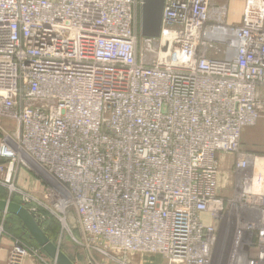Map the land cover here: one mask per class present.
I'll return each mask as SVG.
<instances>
[{
  "label": "built area",
  "instance_id": "2783aa9c",
  "mask_svg": "<svg viewBox=\"0 0 264 264\" xmlns=\"http://www.w3.org/2000/svg\"><path fill=\"white\" fill-rule=\"evenodd\" d=\"M142 7L0 0V186L20 193L21 168L38 178L44 201L24 205L63 231L75 217L88 264H212L221 225L220 264H264V184L250 189L242 141L264 120V0L236 25L212 0H165L159 37L141 34ZM11 241L5 264H56Z\"/></svg>",
  "mask_w": 264,
  "mask_h": 264
},
{
  "label": "rangeland",
  "instance_id": "374dc122",
  "mask_svg": "<svg viewBox=\"0 0 264 264\" xmlns=\"http://www.w3.org/2000/svg\"><path fill=\"white\" fill-rule=\"evenodd\" d=\"M212 5L214 8H226L228 10V6L226 5V3H223L219 0H212ZM242 141L247 147V148L245 147V149L255 154V156H257L258 159L264 158V120L259 121L258 124L254 127L246 128L243 133ZM233 166H234L233 159L223 158V161L221 163L219 188L224 195H227L230 198L235 197V191H236V187H235L236 179H235V172L233 170ZM22 172L26 173V179L21 180ZM12 182L18 189H20V193L11 195L6 187L0 186V189L3 190L2 192L0 191V195L5 196L6 198L5 200H10V201L17 200L18 203L25 206L27 203L24 200V194L34 193L33 195L38 197V199H41V201H44L45 196L43 195L42 185L39 179L36 178L27 169L21 168L16 179H14ZM29 206L35 209L42 216L47 217L43 221L44 226L49 228L51 222L54 223L55 226L54 232L56 231V236L54 240L56 244H60L61 250L65 252L73 260L74 264H88L87 251L84 248L77 246V244L74 241L75 240L74 238H76V240H81L83 238L82 232L77 227V222L75 217H71V222L69 223V228L71 231L69 232L68 231L69 229L66 228H64L63 231L62 226L57 219L58 216L55 217L53 214L44 210L43 206L40 204H32ZM219 228H220L221 237L219 238V244L216 247L217 249L216 248L214 249V258L212 264H217V263L220 264L219 261L221 259V253L225 251L224 248L226 245V237H227L228 229L223 227V225L219 226ZM18 230L19 228L17 226V223L14 222L12 218H10L8 215L1 214L0 215V247L2 246V242L4 239H8V240L17 239L21 241L22 239L17 235ZM218 257L219 260H217ZM6 258L7 255L5 256V261H4L5 263H6ZM151 261H153V263L149 262L147 264H174V263H169L167 260L162 259L161 257L151 258Z\"/></svg>",
  "mask_w": 264,
  "mask_h": 264
},
{
  "label": "water",
  "instance_id": "95a60500",
  "mask_svg": "<svg viewBox=\"0 0 264 264\" xmlns=\"http://www.w3.org/2000/svg\"><path fill=\"white\" fill-rule=\"evenodd\" d=\"M165 0H143L141 11V34L146 37H159ZM0 213L19 219L29 237L43 253L56 264H74L73 260L53 242L43 228L41 215L35 214L20 203L0 199Z\"/></svg>",
  "mask_w": 264,
  "mask_h": 264
},
{
  "label": "crops",
  "instance_id": "0c3cea01",
  "mask_svg": "<svg viewBox=\"0 0 264 264\" xmlns=\"http://www.w3.org/2000/svg\"><path fill=\"white\" fill-rule=\"evenodd\" d=\"M223 3H226L228 6L227 11V24L228 25H236L240 24L243 8L245 5V0H219ZM3 124H7L9 127H14V125L11 122L2 121ZM221 158H229L232 159L231 156L228 155H222ZM225 160V159H224ZM26 179V173H21V180ZM12 245V241L8 239H4L2 242V246L0 247V264H4L5 262V256L7 255V251L10 249ZM23 264H35L30 258H27L23 261Z\"/></svg>",
  "mask_w": 264,
  "mask_h": 264
},
{
  "label": "trees",
  "instance_id": "16d2710c",
  "mask_svg": "<svg viewBox=\"0 0 264 264\" xmlns=\"http://www.w3.org/2000/svg\"><path fill=\"white\" fill-rule=\"evenodd\" d=\"M0 191L2 192L3 190L0 189ZM0 199H6V198H5V196L0 195ZM13 201L18 203L17 200H13ZM0 215H1V213H0ZM8 216H9L10 218H12V219L14 220V222L17 223V226H18V228H19V230H18V232H17L18 237H20V238H21L23 241H25L26 243H28V244H30V245H32V246H36V247H38L37 244H36V243H35V242L29 237L28 233L26 232V230H25L24 227L22 226V224H21V222L19 221V219H18L17 217H15V216H12V215H8ZM43 228H44V230L47 232V234L49 235V237L51 238V240H52L53 242H55L54 238H55V236H56V231L54 232V228H55L54 223L51 222V225H50L49 228H47V227L44 226V224H43ZM56 230H57V227H56ZM55 243H56V242H55Z\"/></svg>",
  "mask_w": 264,
  "mask_h": 264
},
{
  "label": "bare ground",
  "instance_id": "6f19581e",
  "mask_svg": "<svg viewBox=\"0 0 264 264\" xmlns=\"http://www.w3.org/2000/svg\"><path fill=\"white\" fill-rule=\"evenodd\" d=\"M259 174L260 177H256L257 179H254V184L250 187L251 190L257 192H259L262 189L264 184V158L258 159L256 163L255 176H258Z\"/></svg>",
  "mask_w": 264,
  "mask_h": 264
}]
</instances>
